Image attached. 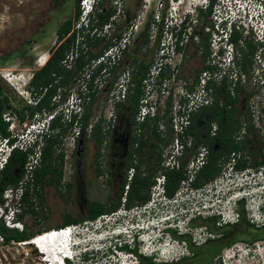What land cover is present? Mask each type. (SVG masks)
<instances>
[{
  "label": "rangeland",
  "instance_id": "1",
  "mask_svg": "<svg viewBox=\"0 0 264 264\" xmlns=\"http://www.w3.org/2000/svg\"><path fill=\"white\" fill-rule=\"evenodd\" d=\"M65 1L62 20L72 16L73 5L76 0ZM182 1L183 3L177 5L176 9H178L179 12L181 10L186 11L185 14L187 17L193 19L190 22V27H188V32L192 30L193 35L197 34L198 37H187L186 47L182 53L179 65L173 69L170 67L165 69L164 77L161 81L158 80L157 83L152 86L150 96L147 99L148 103L157 106V111H162L163 114H166L160 123L167 126L168 134L166 137L169 139L173 135V132L169 129L170 120H168V116L172 110L174 95L179 94L181 86H190L194 84L196 71L206 64L208 58L203 57V46L201 42L203 39L202 37H204L205 32H207V28L210 26L204 25V18L198 16L199 12L196 16L197 12L194 13L190 11V8H193V4H196L201 0ZM26 2L27 0H0V72L3 70H10L21 77V80L30 77L34 71L42 67L40 62L44 58H46V60L49 58L52 49L58 43L55 30L61 23V21L56 22L55 13L52 12L51 14L49 7L44 8L43 10V4L39 5V3H37V5L32 3L31 12H33L34 18L32 19V22L29 23L26 16ZM223 3H227V1L218 0L215 8L219 9ZM104 5L113 6L116 9L117 13L115 15L114 23H112L110 28L103 27L102 29L95 28L91 30L93 35L102 36L103 33H106L105 39L111 41V39L117 34H122L131 23L138 24L136 31L138 34L135 33V37L129 44L118 69L120 70L125 65L131 64L135 57L138 60H143L149 63V71L153 69V64H155L158 56L159 45L157 39L154 42L152 41V25L148 20L151 16L154 18V14L157 10L163 18L166 17L168 12H170L171 7L175 6L174 0H104ZM255 8L256 3L253 0H248L244 10L246 16L248 18L252 16V21L256 23L257 18L253 16ZM49 16H52L51 20H48ZM214 16L215 14H211L207 20L212 22L215 18ZM82 17L83 14L81 10L78 18L73 20L72 28L78 29L80 27ZM146 27L147 30L145 35L141 34ZM249 28H251L250 30L248 29L249 31L242 32V36L250 39L252 43L258 44L256 41L258 32H256L254 27ZM157 30L156 35L160 34L161 36V24L158 26ZM143 38H146L147 41L144 42ZM243 44V40L239 41V46H234V50L237 51ZM92 50L97 51L99 50V47L92 48ZM169 57L176 61L180 58V55L174 53L170 54ZM228 58L226 57L224 59L222 55L218 57L219 62L217 66L220 68V71L225 74H227L232 67L227 63ZM248 58L250 62L247 64V72H245L248 80L246 86L238 93V110L248 108L252 94L261 92V85L259 82L252 80V78L256 69L261 70V68H263L264 62L257 60L255 54L249 55ZM0 85L3 87L4 91L8 92L10 95L15 109H20L25 104L24 98L21 97V95L16 92L15 89L1 77V75ZM162 90L168 91V96H164ZM107 94L108 90H105L101 92L99 96H95L92 105V115L89 121L90 124H94V122L103 116L104 101ZM128 107L129 105L126 101L123 104V107L121 106L118 110L119 116H123L124 120H127L129 116ZM8 111L12 117L10 120L12 123L11 125H13V128L10 129L11 137L23 135L26 138V135L29 132L27 124L31 119L25 117L22 120L14 110L9 109ZM124 125L125 122H123V127ZM134 125L135 124L129 125L128 127V136L131 140L135 134ZM123 130L124 128L121 127L118 132L122 133ZM260 131L263 132L260 135L261 140L264 142V129ZM141 134L145 135L144 128L142 129ZM113 139L114 138L112 137L108 140L105 139L106 143L103 141L102 150H100L101 156L97 157L93 145V138L89 136L88 131L80 153H74V151L68 149L65 152L63 137V143L59 149L64 153L62 184L59 188L55 185H48L42 190L40 197L34 199V206L37 211V219L35 222H33V214L27 210L25 211L24 208L26 207H21L23 212L21 218L17 217L19 212L17 213L16 220L19 223L16 227H24V229L33 232H35L36 228H46L40 232L52 228H59L57 226L61 223L65 213L70 212L76 216L84 214L86 204L90 200L106 202L110 198V202L117 201L121 188L120 174L121 172H123V174L126 172L119 168L115 172L117 175L115 174L112 179H107L110 177L108 171V146ZM168 143L169 142L164 144L162 149H164ZM115 144L120 147L119 141L116 140ZM7 145H10V143L7 144V139L0 137V165L2 166H4L2 163H4L3 156L7 150ZM252 149L254 150L256 148ZM249 157L251 162H253L254 155L251 154ZM118 159L119 158L116 157L115 160ZM140 159L143 160L144 157ZM97 161H99L104 167L101 175L96 174ZM229 165L230 164L227 162L222 169L221 174L213 181L203 185L201 189L190 190L187 183L181 184L172 199H161L162 201L160 200V205L158 203L155 209L145 210V204L133 206V208L126 207L128 210L123 211L120 210L123 206V199H121L119 208L114 213L101 216L94 221H83L80 224L70 225L71 230L74 233L73 242L77 244V246L73 248L77 251L84 247L93 249L98 248L96 250L97 254L99 253L98 259L100 257L103 258L100 260L94 259L91 264H135L134 256L112 250L111 243L109 244L107 241L119 235V232L122 230L136 228L141 229L143 232V238L147 239L145 242L141 243L142 248L140 247L144 253H154L159 261L162 262L165 260L170 261L172 257L187 253L184 247L185 245L172 239L176 237L180 238L177 233H160L156 228L167 226L165 225L166 223H174L175 221H172V219L178 213L182 212L177 211L183 210L185 206L188 207L189 212L196 215V217L190 220V225L201 226V228L195 229L200 233V235H198V233L194 234V236L197 237V240L213 236V234H207V231L204 230H210L204 219L211 215H216L217 220L222 224H237L239 225L238 229L241 233H247V225H240V223L236 221L237 213L235 212L232 216L230 211L234 209L235 195H239L237 194L238 187L241 185L251 186L252 188L250 191H247L246 189L244 190L246 193L248 192V194H246L248 197L244 199L245 203L243 208H241V204L238 205L237 211L239 213L241 209L244 210L245 218L249 223L252 221L261 222L257 210L264 205V166H262L259 171L253 170V176H250L248 174L252 173H249L248 171H235L234 169H230L228 167ZM26 179V177L22 178L19 184L22 183L23 185ZM66 182H69L68 186L65 185ZM126 184L124 185L123 195L125 193ZM9 189L10 188H8L5 193L10 194ZM240 194H243V192ZM158 195L159 193L156 192H154L153 195H150L149 203L154 205V203L157 202L156 198ZM1 197L4 202L0 204V221H3L5 225H9L7 221L8 219L2 215V213H5L6 211L3 205H13L16 201L19 206L20 199L15 200L10 195L5 199L4 194ZM134 204L135 203H132L131 205ZM186 222L187 221L184 218H181L178 224L181 227V231H185L186 229L189 230L187 226L185 227ZM25 223L28 224V228L24 225ZM202 230H204L205 233H202ZM36 234L37 233H35V235ZM254 242L255 243L251 242L247 244L245 241H238L233 245L224 246L221 250V254L223 255L221 262L223 264H264V239H259ZM23 243L24 242L20 243L16 241L4 243L2 236L0 235V264H44L42 263V259L36 246L30 243L29 240L26 241V243ZM103 246L104 250L100 251L99 249H103ZM138 249L137 252L139 253ZM111 254H114L115 256H110Z\"/></svg>",
  "mask_w": 264,
  "mask_h": 264
},
{
  "label": "trees",
  "instance_id": "2",
  "mask_svg": "<svg viewBox=\"0 0 264 264\" xmlns=\"http://www.w3.org/2000/svg\"><path fill=\"white\" fill-rule=\"evenodd\" d=\"M216 0H210L206 9H200L198 16L203 17V23L205 26L209 25L205 36L202 37V53L203 57H208L210 55L209 41L208 38L211 35L210 28H213V22L207 20L210 17L213 5ZM81 12L79 0H76L75 5V14L74 17L78 18ZM117 11L113 6H105L104 0H99L97 9L95 10L94 16L90 19L87 24L81 25L78 29H72L71 21L64 22L58 28V43L52 49V52L49 58L46 60L45 64L36 70L32 76V83L36 86L46 87L47 91L43 96L42 103L35 105L38 111H41L42 108L51 110L55 105H51V98L54 96L61 87L67 86L72 83L73 78L78 75L81 67L90 59L100 55L105 48H107L112 42L105 39V34L102 36H95L91 33V30L94 28L102 29L109 23L112 16L115 17ZM147 27L141 32L145 35ZM243 30L233 29L230 35V41L233 42L234 46H239V41L244 42L240 48H238L236 53L235 62L239 64L241 69L244 72H247V64L249 61V55L255 54L257 51V43H252L250 39L244 38L242 36ZM116 36H120L117 34ZM146 37V36H145ZM143 41H147L146 38H143ZM99 47V50L93 51L92 48ZM74 51L77 52V55L73 58L74 65L71 69L65 68L61 61L65 58L68 52ZM126 52V51H125ZM133 64H135L136 69L132 76L131 92L127 98L129 116L127 120H124V117L119 116L117 119L116 126L111 131H104L102 129L103 118L100 117L94 124H92L89 136L93 138V145L95 147L96 156L100 157V150H102V143H106L105 139L114 138L120 142V147H124L128 139V127L129 125L135 124V116L138 112L140 99L144 93L142 89V79L149 72L150 64L138 60L136 57L133 58ZM168 66L163 65L158 73V79H161L165 75V69ZM208 65H204L195 73L194 82L197 80L199 73L202 69L208 68ZM169 68V67H168ZM191 88V86H187ZM242 86L236 88L235 95L230 93L228 89V83L226 82L225 76H223L220 83H213V95L214 101L212 104L203 106L199 108L191 117V122L188 127V132L193 136V143L195 147L199 145H205L208 148V154L206 161L200 166L195 174V178L191 180V184L195 187L203 186L210 181L216 179L222 172V169L225 167L227 162L230 161L231 153H238L236 162L233 163L235 170L244 171L247 169L250 170H260L264 166V152L263 148L252 149L249 147V142L252 138L248 136L238 140L235 139L234 133L236 130L240 129L241 123L239 115L234 116L235 111L238 110L237 103L239 101L238 93L242 90ZM64 92H62V95ZM95 97L93 96L90 104L85 107V112L82 118V134L77 140V148L74 153H80L82 149L83 142L86 140L87 136V127L89 126V121L92 115V105ZM125 101V102H126ZM124 102V103H125ZM124 103H119L117 106L118 110L123 107ZM9 109L15 110L20 119L25 117L32 118L35 113V109L26 111L25 107L21 109H15L10 100V96L6 93L3 87L0 85V137L7 139L11 144L14 140V137H11V132L8 129L9 122L3 119V114L9 112ZM166 114L160 115V112L157 111L154 115L148 116L144 122L141 123L142 128L145 130V136L141 134L140 137L134 135L132 139V144L135 141H138V145L129 153L127 164L124 167V172H126L131 166L135 167V182L128 185V190L126 194L123 195L124 185L127 180L124 178L120 184V194L116 203L110 202V198L106 202H101L98 200H90L87 202L84 214L76 216L70 212L64 214L63 219L59 226L62 227L66 225H76L80 224L83 221H94L97 218L114 213L117 211L120 205L121 199H123V205H128L130 203H135L136 205H143L150 198L149 196V187L154 182L150 179V175L156 174L158 170L162 169V146L166 144L170 139L165 138L161 135V132L157 129L161 120H163ZM170 120V116H168ZM123 122L125 125L123 127ZM49 133H44L42 136V144L40 145V160L37 165H35L32 170V174L29 175L25 171V163L28 159V154L34 152V148L40 143L38 139L34 141L32 147H28L27 150L23 151L18 148H13L10 154L7 157V160L0 171V204L4 202L1 194L3 191L8 188H17L19 182L22 178L26 177L23 187L19 207H26L24 210L29 211L33 214V222L37 219V211L35 210V198H39L42 190L48 185H55L60 187L63 180V163H64V153L60 149L61 144L63 143V137L66 135L69 124L60 122V118L56 117L50 122ZM217 125L215 133H211V128L213 124ZM124 128L123 132H118L119 128ZM248 128H253L252 125H247ZM255 134L253 140L262 141L260 135L254 131H251ZM142 133V132H141ZM108 142V141H107ZM133 153L136 154L138 163H134ZM254 155L253 162L249 155ZM143 156L144 159L141 160L140 157ZM186 160H182L180 168L167 169L165 173V195L169 199H172L177 193L178 189L181 186L182 179L186 178L185 174V165ZM143 163V165H141ZM141 166L143 168H141ZM104 167L99 161H97L96 174L99 175L102 173ZM148 172L147 175L141 176L142 172ZM69 182H66L68 186ZM244 200L240 202L241 208L244 206ZM18 218H21V214H18ZM237 222L240 225H247L249 229L250 223L246 220L244 215V210H240L238 213ZM208 224L209 228L214 231H218V226L220 222L217 220L216 215L208 216L204 219ZM235 222V223H237ZM28 228V224H24ZM46 228H36L35 232L24 229V227H10L5 225L3 221H0V235L2 236L4 243H9L10 241L16 242H26L30 240L35 233H41L40 231ZM168 231L175 234L173 229L168 228ZM225 236L229 235L228 230L225 231ZM244 235L247 233H239L235 238L231 239L229 243L222 245L228 246L234 241L245 240ZM179 237L185 238V234H179ZM264 239V235H253L252 240ZM95 259L93 255L92 260Z\"/></svg>",
  "mask_w": 264,
  "mask_h": 264
},
{
  "label": "built area",
  "instance_id": "3",
  "mask_svg": "<svg viewBox=\"0 0 264 264\" xmlns=\"http://www.w3.org/2000/svg\"><path fill=\"white\" fill-rule=\"evenodd\" d=\"M220 1V0H219ZM227 3H223L219 9L215 8L218 0L213 5L212 15L215 14L213 22V28H210L211 35L208 38L210 55L206 60V64L209 67L202 70L194 84L187 86H181L179 94L174 95V103L170 112V127L173 132V138L171 143L164 149L162 153L161 166L162 169L156 173V180L152 186L151 195L154 192L160 193L164 199L170 200L165 195V173L167 169L180 168L182 160H186L185 174L188 179L194 178L197 170L206 161L208 154V148L205 145H199L195 147L193 143V136L188 132V127L191 122L192 115L201 107L207 106L213 103V83H220L223 76L228 83V89L232 95H235L236 88L238 86L245 87L247 84V76L244 71L240 69L239 64L235 62L237 51L234 50V44L230 41V35L233 29L249 31L254 27L258 32L256 41L258 42V48L255 52V57L259 61L264 62V0H253L256 3V8L253 16L257 18L256 23L252 21V16L249 18L246 16L244 7H246L248 0H226ZM210 0H201L196 4H193V8H190L191 12H197L198 9L205 10ZM83 17L81 19V25L87 23V13L91 7L90 0H79ZM175 6H172L170 12L166 17H162L157 12L151 16L148 20L152 25V40L156 38L157 28L161 24L162 32L158 40V56L153 69H151L146 76L142 79V89L144 91L141 99L138 112L135 116L134 131L135 136L140 137L142 132L141 123L146 120L148 116H152L157 112V106L148 103V97L152 86H154L158 79V73L163 65L170 67L171 69L179 65L181 61L182 53L185 50L187 37H198L197 34L192 33V30L188 32L190 22L193 20L185 14L186 11H178L177 5L182 4V0H174ZM200 7V8H199ZM217 10V12H216ZM189 11V10H187ZM173 12V13H171ZM197 16V15H196ZM115 19V17L113 18ZM80 25V26H81ZM112 24H110L111 26ZM106 25L105 27H110ZM137 23H131L120 36H115L111 39V44L104 49V51L95 58L87 61L78 72V75L73 78L71 84L61 87L58 92L52 96L51 105H55L53 109L47 110L43 108L40 112L33 114L31 120L27 124L28 133L26 138L22 136H14L13 142L9 146V150L12 148H18L20 150H27L28 147H32V144L36 139L40 143L34 148L33 153L28 154V159L25 163V171L31 175L35 165L38 164L40 158V145L42 144V136L44 133H49L50 122L52 119L59 117L60 122L69 124L66 135L64 136V151L67 149L75 151L77 148V140L82 134V118L85 112V107L90 104L93 96H99V94L105 90H108V94L104 101V114L102 116V129L104 131H111L117 124L118 113L117 106L119 103H124L130 92L132 83V76L136 69L135 64H127L120 70L119 65L122 62L125 51L127 50L132 39L137 33ZM249 29V30H248ZM139 32V31H138ZM138 34V33H137ZM136 34V35H137ZM177 53L180 58L175 61L169 57L170 54ZM77 52L70 51L65 58L61 61V64L71 69L74 65V57ZM222 55L225 59L228 58V65H231L229 72L225 74L218 68V57ZM46 62L44 58L40 65L43 66ZM263 72V74H262ZM1 77L9 83L12 87L20 91V95H25L27 102L31 106H35L40 101V96L30 98V91L21 87V84H25L32 77L21 80V77L14 74L10 70H3L0 72ZM264 65L263 68L256 69L253 73L252 80L259 82L261 85V92L252 94L249 101V112L252 117V123L255 128L259 130L264 129ZM21 81V82H20ZM62 92L64 94L62 95ZM164 96H168V91H163ZM160 115L163 112L160 111ZM11 116L9 112L3 114V119L8 124V129H12L13 125L10 122ZM165 124L159 125L160 129L165 131ZM92 124H89L87 131L90 132ZM217 129V125L214 123L211 128V133L214 134ZM11 131V130H10ZM9 142L7 141V144ZM229 164L233 165L236 162L238 153H231ZM135 174V167L131 166L127 170V184L125 193L128 190V184L130 179ZM10 194L14 193L17 198H20L24 187L22 183L12 190ZM5 190L4 192H6ZM8 194V193H6ZM149 203V201L147 202ZM145 203V204H147ZM143 204V205H145ZM9 226H18V221L15 223L7 220ZM100 264V263H99Z\"/></svg>",
  "mask_w": 264,
  "mask_h": 264
},
{
  "label": "flooded vegetation",
  "instance_id": "4",
  "mask_svg": "<svg viewBox=\"0 0 264 264\" xmlns=\"http://www.w3.org/2000/svg\"><path fill=\"white\" fill-rule=\"evenodd\" d=\"M65 2H66L65 0H27V2H26V11H27L26 16L29 20V23L32 22V19L34 18V14H33V12H31L32 11V3H35L36 5H37V3H39V5L43 4L42 5L43 10H44V8L49 7V11L51 10V14H52V12L55 13L56 22L61 21V23L56 27V30H55L56 31V38L58 39V28L66 21H71V23L73 25V22H74L73 20L75 19L74 14H75L76 1L74 2V5H73L72 16L62 20L63 8L65 5ZM98 3H99V0L96 1V4L94 6V11L91 14V16L88 18L87 22H89L90 19L94 16V13H95V10L97 9ZM51 17L52 16H49L48 20H51L52 19ZM113 18H114V16H112L110 18L109 23H107L106 25L110 26V24L114 23ZM72 29L74 30V28H72ZM159 37H160V34H157L156 38L152 41L154 42V41H156V39L159 40ZM34 72L32 73V76H33ZM21 87H24L25 89L30 91V98H35L37 96H40L39 103L40 102L42 103L43 96L45 95L47 88H48V86L42 87V86H36L35 84H33L32 83V77L24 85L21 84ZM15 91L18 93L20 92L17 89H15ZM6 93H8V92H6ZM21 97H23L25 100V104L21 108L25 107L26 111H28V112H29V110H32V109H35V113L40 112L36 109L35 106H31L27 102V99H26L27 97L25 95H23V96L21 95ZM10 100H11V97H10ZM11 102L13 105L14 103L12 100H11ZM11 110H13V109H11ZM238 115L241 117L239 119V123H241V127H240V129L236 130V132L234 133L235 139L241 140V139L248 136L249 138H252L251 142H249L250 148H264V142L263 141L253 140L255 138V134L251 131L258 133L259 135L262 134L263 132H261L259 129L254 127V125L252 123V117H251V114L249 112V108H245L244 110L235 111L234 116L236 117ZM248 124L252 125L254 129L248 128L247 127ZM164 126H165L164 132L160 129L159 125H158L157 129L161 132V135L163 137L167 138L166 137V135L168 134L167 133V126L166 125H164ZM173 136L174 135H172L170 140L168 141L169 142L168 145L171 143ZM257 138L261 139V135H260V137H257ZM115 141H116V139H113L109 143V146H108V149H109L108 171H109V176H110L107 178L108 180L112 179L115 176V174L117 175V173H115L117 169L120 168V169H122V171H124L123 169H124L125 165L127 164L129 153L132 152V150H134V148H133L134 146L136 147L138 145V141H135L134 144H132V140L130 137H128L127 142L124 145V147H119L117 144H115ZM164 149H162V153H163ZM134 156H135L134 163H138L137 156L135 153H133V157ZM116 157H118L119 159L115 160ZM142 157L143 156H141L140 158H142ZM39 160H40V158H39ZM141 165H143V163ZM141 168H143V167H141ZM237 171H240V170H237ZM126 173H127V171H126ZM126 173L123 174V172H121V174H120L121 175V181H123L124 178L127 179ZM99 175H101V174H99ZM120 175H118V176H120ZM140 175L141 176L147 175L149 177V173L146 171L142 172ZM156 175L157 174L150 175V179L153 180L154 182L149 187V196L151 195V191H152L151 189H152L153 184L155 183ZM134 178H135V174L130 179L129 184L135 182ZM192 179H188V177L186 176V178L182 179L181 184L187 183L188 188H190V190L191 189H195V190L201 189L202 186L195 187L194 185L191 184ZM121 181H120V184H121ZM11 189L14 190L16 188L11 187ZM186 190H188V189H186ZM2 195H3V193L1 194V196ZM149 200H150V198H149ZM116 202L117 201H114V203H116ZM147 202H145V203H147ZM145 203H143V204H145ZM154 205H157V203L155 202ZM124 206L126 207L128 205L126 204ZM133 206H137V205L136 204L131 205V203H130L129 208H133ZM22 212H23V210L20 207L18 214H22ZM259 212H260V214H258V217L261 219V222L252 221L250 223V226H249V229L247 232L248 235L243 236L246 239L245 240H238V241H245V242H247V244L251 243V242L255 243L254 241L259 240V239L251 241L250 239L253 235H264V214H262V213H264V207H261L259 209ZM198 228H201V226L190 225L188 227V229H189L188 233L185 234V238H183V237L172 238L173 240L181 241V243H183L185 245L184 247H185V250L187 251V253L181 254V255L176 256V257H172L170 261L165 260L162 262V261H159V259L155 256L154 253L153 254L144 253L140 249L142 244L137 243V242H134L133 246L128 245V244H122L121 246L117 245L116 249H118V251H120V252H124L126 255L130 254V255L134 256L135 257V259H134L135 264H223L221 262V259H223V255L221 254V250L223 249L222 245L225 243H229L231 241V239L235 238L236 235L241 233L238 229L239 225L230 224V223L229 224L228 223L222 224L220 222V224L217 228L218 231L211 230L210 228H209L210 230L204 229L207 231V234L210 233V234H213V236L212 237L208 236V237H205L201 240H197V237L194 236V234L198 233L195 230ZM227 230H228L229 235L225 236L224 234H225V231H227ZM166 232H170V231L166 230ZM198 235H200V233H198ZM238 241H234L230 245H233L235 242H238ZM137 249L139 250V253L137 252ZM110 256L114 257L115 255L111 254Z\"/></svg>",
  "mask_w": 264,
  "mask_h": 264
},
{
  "label": "clouds",
  "instance_id": "5",
  "mask_svg": "<svg viewBox=\"0 0 264 264\" xmlns=\"http://www.w3.org/2000/svg\"><path fill=\"white\" fill-rule=\"evenodd\" d=\"M96 1L97 0H90V5H91V7H90V9H89V11H88V13H87V18H89L90 16H91V14L93 13V11H94V6H95V4H96ZM200 8V7H199ZM199 10L200 9H198V12H199ZM195 13V12H194ZM197 15V14H196ZM243 31H245V32H247L246 30H243ZM10 146V145H9ZM9 146L7 145V150L5 151V153H4V156H3V161H4V163H2V164H5V162H6V160H7V157H8V155L10 154V152H11V150H13V148L12 149H10L9 150ZM228 164H229V162H228ZM230 169H234V167H233V165H229L228 166ZM2 168H3V166L2 165H0V171L2 170ZM235 170V169H234ZM235 171H237V170H235ZM246 171H248L249 173H252V174H248V175H250V176H253V170H250V169H247V170H244V171H242V172H246ZM259 171V170H258ZM251 186H245V185H241L240 187H238V193L237 194H239V195H235L236 196V198H235V201H234V209L232 210V211H230V213H231V215L233 216V214L236 212L237 213V216H236V221L238 220V211H237V209H238V205L240 204V202L242 201V200H244V199H246L248 196L246 195L247 193L244 191L245 189L247 190V191H250L251 190ZM241 192H243V194H240ZM3 194H4V196H5V199L8 197V195L9 194H6L5 192H3ZM13 199H20V198H17L16 197V195L14 194V193H12L11 195H10ZM252 197V196H251ZM157 199V205H158V203H159V205H160V200L162 199L163 200V196L159 193V195H158V197L156 198ZM161 200V201H162ZM157 205H153V204H150V203H147L145 206H144V209L145 210H148V209H155L156 207H157ZM4 206V208H5V213L3 212L2 213V215H4L7 219H10V221H13L14 223L17 221L16 220V216H17V213L19 212V206L17 205V203H16V201H15V204H13V205H10V204H5V205H3ZM261 207H264V205L263 206H261ZM260 207V208H261ZM260 208H258V210H257V213H259L260 214V212H259V209ZM120 210H123V211H126V210H128V208H126L124 205L120 208ZM119 210V211H120ZM179 211H182V212H180V213H178L173 219H172V221H175L174 223H171V224H168V223H166L165 225H167V226H162V227H157L156 229H157V231L158 232H160V233H165L166 232V230L168 229V228H171V229H173V231L175 232V233H177L178 235L179 234H186L187 233V229L185 230V231H181V227L178 225L179 224V222H180V220H181V218H184L187 222H186V224H185V227L187 226V228L190 226V220L192 219V218H194L196 215L194 214V213H192V212H189V209H188V207L187 206H185L184 208H183V210H178L177 212H179ZM183 213V214H182ZM262 214H264V213H262ZM230 215V214H229ZM169 225H171V226H169ZM9 226V225H8ZM66 226H70V225H66ZM10 227H14V226H10ZM62 227H64V226H62ZM71 227V226H70ZM185 227H184V229H185ZM17 228H20V227H17ZM50 230V229H49ZM48 231V230H47ZM124 231H126V232H124ZM142 230L141 229H136V228H134V229H130V230H122V231H120L119 232V235H117V236H115L114 238H112V239H110V240H108L107 241V243H111V249L112 250H116V251H118V249H116V246L117 245H122V244H128V245H131V246H133V244H134V242H137V243H142L141 242V235H140V232H141ZM43 232H45V231H43ZM42 233V232H41ZM202 233H205V231L204 230H202ZM39 234V233H38ZM37 235V234H36ZM34 237V236H33ZM31 238L29 241H33L35 238ZM112 241V242H111ZM178 243H181V241H177ZM31 243V242H30ZM32 244H34L33 242H32ZM75 246H77V245H75ZM75 246H73V247H75ZM108 246V245H107ZM106 246V247H107ZM141 248H142V246H141ZM98 248H86V247H84V248H80L79 249V251H77L75 248H73V250H74V253H73V256L72 257H66V258H64L63 259V264H91L92 263V257H93V255L95 256V259L96 260H100V259H102L103 257H100L99 259H98V254H97V250ZM100 251H103L104 250V246H103V249H99ZM101 254H102V252H101Z\"/></svg>",
  "mask_w": 264,
  "mask_h": 264
},
{
  "label": "bare ground",
  "instance_id": "6",
  "mask_svg": "<svg viewBox=\"0 0 264 264\" xmlns=\"http://www.w3.org/2000/svg\"><path fill=\"white\" fill-rule=\"evenodd\" d=\"M44 240L45 239H41L39 242L41 243ZM60 240H61V242H60ZM46 241L50 242V243H46L47 247L46 246L44 247V245L42 246V248L44 247L43 249H46V252H50V250H54L56 252H62L63 251L65 244H64V240L60 237V235H58L57 237L55 235H53L52 237L48 238ZM24 243H26V242H24ZM59 250H62V251H59ZM41 255L44 256V254H41ZM52 263L56 264L55 260H52Z\"/></svg>",
  "mask_w": 264,
  "mask_h": 264
}]
</instances>
